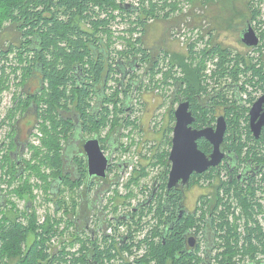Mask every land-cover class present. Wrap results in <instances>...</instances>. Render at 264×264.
<instances>
[{"label": "trees", "instance_id": "1", "mask_svg": "<svg viewBox=\"0 0 264 264\" xmlns=\"http://www.w3.org/2000/svg\"><path fill=\"white\" fill-rule=\"evenodd\" d=\"M199 1L205 4L207 0ZM138 2L139 6H136L138 8L135 9L134 7L127 8L126 4L121 3V0H0V36L2 33H6L7 29L11 30L9 33L16 35L6 50L0 45V70L3 72V75L0 76V91L3 92L11 87V77L8 72L5 73L7 66L2 64L4 59L8 61V53L16 51L19 62L26 61V53H31L33 57L28 59L29 66L24 70V75L31 78L38 73L41 80L40 88L36 93L29 94L26 102L22 98L18 102L21 104L23 111L28 110L32 103L37 104L38 108L41 107V104L47 105L42 112L41 119L43 120V131L48 132L50 136L42 138L41 147L31 145L32 151L34 150L35 165H31L33 162L30 159L29 161L25 160L27 162L25 168L28 170L35 169L36 174L39 173L41 178L46 180L48 178L47 175L41 173V165L50 164L53 167L56 166L55 169H58L56 171L58 174L54 177L55 181L63 180L64 183L68 182L81 186L84 180L76 178L74 179L76 181H73L65 173L66 154L64 151L65 147L62 146V140L68 139L73 135L79 136L85 132L92 136L94 131L101 133L102 128H108L110 130L109 133L111 132L112 134V131L124 124L120 113H125L127 110L126 98L130 95L132 87L131 82L125 88L122 87L126 80H123L125 77L124 72H128L125 66L121 65L122 62L132 59L134 55L140 52L143 60L154 59L151 58V55L147 53V49L144 47L142 33L145 32L146 23L150 20H169L183 3H189L191 6L196 4V0H138ZM254 7L252 5L249 10L250 13L244 14L245 16L242 18L243 24H246L247 21L252 23L256 18L262 19L260 16L261 11ZM119 17V23L128 22V28L133 27L130 30L134 31V33L137 31V35H132L131 39L123 38L125 40L123 50L117 48V41L120 37L115 36L113 30L114 23L118 21ZM213 44L215 47V42ZM189 49L194 51L190 46ZM213 49L212 52H214ZM216 50L223 52V45L221 48V43H217ZM244 57L241 56L239 58H243V61H245ZM166 59L167 53L159 61L154 59L150 74L158 73L156 70L159 69L156 67L161 61ZM222 60L221 65H225L220 68L225 70L228 61L233 59L229 58L226 53L225 55L222 53ZM179 62L181 64L178 66L182 65L184 69V77L180 81L176 80L178 95H182L183 99H189L194 104V113L196 115L204 114L206 119L208 115L214 114V111L199 104V98L203 96L202 91L205 89L208 92L209 89L208 86L203 85V68H194L189 63H186L184 59ZM256 66L257 64H254V66L246 65L244 69L236 62L230 69V75L238 79L241 70H256ZM10 69L11 73L14 72L16 75L19 67L12 65ZM216 74L218 76V71ZM118 75L121 76L118 77ZM259 76L262 79L260 87L264 89V61L262 58H260ZM25 77L19 82L21 85L27 83ZM17 78L18 75H16L15 79ZM114 79L116 80L115 85L110 83ZM181 83L182 85H180ZM180 87L182 89L179 91ZM121 94H124V96L122 97ZM93 99L95 100L94 102ZM196 103H198V106ZM216 103L220 105L219 101H216ZM100 107L102 112L97 115V110ZM69 110L73 111L72 114H74L71 118L66 117L68 113L66 114L65 112ZM170 114L174 120L173 108ZM205 119L204 122L207 121ZM88 124L91 125L90 128L87 126ZM125 124L129 125L130 122L126 120ZM167 129H169L167 133H171L172 128ZM105 138L107 137L105 136ZM169 138L168 144H171ZM244 139V143L241 141V137L235 140L236 146L234 148H241L240 150H242L245 145L250 148L256 147L251 143V141H256L255 139L248 138V141L246 138ZM117 145L118 142H116ZM200 147L206 149L204 143H201ZM258 148L260 149V163L262 162L264 166V137H260V146ZM44 150H46V154L43 156L42 151ZM168 155V151H160L159 154L157 153L154 156V158L157 157L154 164L163 163L168 165ZM10 159L13 162L15 160L11 156ZM79 159L82 170L86 172L84 161L81 158ZM142 170V172L136 171L132 175L131 181H138L139 177L148 174L146 167L142 168ZM167 173L168 169L164 172V177L166 176V178ZM221 173V171L216 170L206 174L207 178H216L215 185L216 182L218 183L216 192L219 191L221 186V189L226 188V185H223ZM20 175L23 176V173H20ZM263 183L264 170L263 180H259V182L254 180L247 188L255 190L257 184ZM31 185L32 183L26 181L24 182V187L17 189V192L22 196V192L26 190L29 192ZM61 187L62 185H58L56 197L59 196ZM236 187L239 190L238 184H236ZM239 191V199L249 209V206H251L250 201L243 196V191ZM215 201L223 203L219 193ZM158 202L157 214L163 217L166 213L163 211V205L161 204L162 198H159ZM226 203L224 202L223 204ZM31 205L32 202H28L26 213L29 216L26 215V224L20 217H4L5 220L0 225V240L3 243L0 247V264H2L5 257L8 260L5 264H66L67 253L65 250L61 249L60 254L53 255L50 252L51 247L46 243L48 237H52L55 234L52 231V224L48 222L39 225L37 214L33 211L32 208L34 207L33 205L31 207ZM247 208L246 211L249 216L257 213L258 209L247 210ZM147 210L142 209L132 216H143L149 212ZM204 217L206 218V215ZM213 221L214 223H212V219L208 220V222L206 221L208 228L221 229L226 241H229L227 239L229 238L227 231H230L232 235L235 229H239V226L236 223H231L229 217L225 215L218 216L215 213ZM140 223L139 221L137 225ZM191 228L201 229L200 223L198 224L193 216L184 218L181 223L175 225L176 230L166 235L165 239H161L159 243L150 241V249L147 253L143 257L136 258L132 264H195L192 261L194 254L184 251L186 241L183 235L184 232ZM223 229L225 232H223ZM219 231L217 230V232ZM82 232L84 231L77 234ZM30 234H34V237L33 241L28 242ZM103 236L106 237V234L103 233ZM245 240L251 242L252 237L248 236ZM251 245L252 251H254L256 248L252 243ZM260 246H262L260 250L264 252V232L261 229ZM85 247L86 252L80 261L75 259L74 264H104V259L111 258L113 255L110 249L102 250L95 243L93 250L90 247ZM129 249L132 252L131 248ZM67 264H73V262ZM120 264H122L121 261Z\"/></svg>", "mask_w": 264, "mask_h": 264}, {"label": "rangeland", "instance_id": "2", "mask_svg": "<svg viewBox=\"0 0 264 264\" xmlns=\"http://www.w3.org/2000/svg\"><path fill=\"white\" fill-rule=\"evenodd\" d=\"M198 1L199 0H196V2ZM209 5L210 9L206 11L207 13H202L205 19H203L204 21L201 23H203L205 27L200 25L205 31V37H201L202 40L198 41L199 50L190 51L189 49L190 45H193L194 49L197 47L196 43H189L194 29L183 25V30L179 32V34L184 38L175 36L174 40L171 39L172 31H170L169 35H171V37L169 40V47L172 55L167 57L166 60L161 61L158 68L159 70H156L158 73L148 75L147 79L140 84L137 92H133L132 95L135 99L133 100V102H135L134 106L137 108L135 114H138L139 109V112L144 117L143 121L135 120L134 123L137 124V126L133 124L125 126L124 123L112 131V135L114 136L113 139L119 137L122 141V150L120 149L116 155L113 154L115 155L114 160L119 161V159H121V161H130L128 164H131V167L125 174L120 172L117 165L113 167L114 171L110 176H113L114 173L121 174V180L120 182L114 180V184L106 186L108 193L106 194L107 200L104 202V209L106 211L104 229L106 223H110L108 229H116L114 231L117 233L118 231H122V229H136L137 222H134V220L123 221L117 224L115 221L111 222V217L115 216L117 218L120 215L132 213L133 205L144 195V188L152 186L156 180L162 181L161 175L167 169V165L163 163L155 165L154 162L157 160V157L154 158V156L163 150L169 152L168 137L170 134L167 133L169 130L167 128H170L171 125L175 127V122L173 123L170 113L171 109L175 108L178 104H173L172 92L176 80L181 79V70L178 67L181 63L179 61L184 59L190 66L194 68H203L210 72L218 71L220 67H224L225 64L221 65L223 62L222 53L224 55L226 53L229 58L234 60L230 66L234 65L236 62L244 67H246V65H258L260 63V48L248 49L241 41L240 30L245 26V24L242 23V18L245 16L244 14L247 15L250 13L249 10L252 5H254L256 9H264V0H212L211 2L207 0L204 7L208 8ZM164 23L165 22L161 21L152 24H149V22L146 23L147 25L145 26V32L142 33V37L144 41L146 40L148 45L154 43L156 39L161 38L163 31L166 30L167 34L169 24ZM209 23L216 27V31L211 34L212 37L208 34ZM128 27V22L115 23L114 25V35L120 37L117 41V48L120 50L124 49L125 40L123 38L131 39L132 35L137 33L136 30L135 33L130 30L133 27ZM257 27V30L260 32V26ZM9 31L11 30L7 29V31H5L6 33H2L0 36V45L4 47L5 50L16 37L15 34L9 33ZM214 42L215 47L213 44ZM217 43H221V48L223 45V52L216 50ZM212 49L214 52H212ZM241 56H245V61H243V58H239ZM25 57L26 61L19 62L17 52L13 51L8 53V61L4 59L2 62V64L7 66L5 73L8 72L11 77V87L3 92L0 91V225L5 220V216H9L10 218L20 217L24 224H26V215L29 216V214L26 213L27 204L28 202H32L34 207L32 209L37 214L39 225L48 222L52 224V231H54L55 234L52 237H48L46 243L51 247L50 252L53 255L60 254L61 249H63L67 253V263L73 262L74 264V261H80L83 254L86 252L84 249L85 246L89 248L93 243L97 242L99 243V247L104 249L115 248L112 257L104 259V264H120L119 257H126V251L119 249V241L107 237L102 238L101 233L107 231H102L95 236L90 232L87 234H77V225L74 223L73 217H76L80 212L79 204L81 198L77 192L80 185L66 182L62 185L59 196L56 197L51 193V184L54 181L55 175L57 176L58 174L56 172L58 169H55L56 166L53 167L50 164L40 163L42 164V170L40 169V171L48 176L47 180L41 178L39 173L36 174L35 169L28 170L25 168L23 176H19L20 171L27 166L25 160L29 161L30 159L33 162L31 165H35L34 150L32 151L31 145L41 147L42 138L50 136L48 132L43 131V120L37 119V116L34 115V110L28 109L23 111L21 104L18 102L20 98L26 102L28 99L27 96L32 94L31 92H36L39 87V83L31 82V78L33 77L28 78L24 75V70L29 66L28 59L33 57V54L26 53ZM12 65L19 67L16 73V75H18L17 79H15L16 75L14 72L11 73L10 68ZM130 73L128 72L126 74V78H128ZM2 75L3 72L0 70V76ZM23 77L27 80L25 85L19 83ZM136 78H138V76ZM110 83L115 85L116 80H111ZM225 83L226 81L222 79L218 84L215 83V81L213 84L209 81H206L204 84L206 87L210 85L212 89H217L222 86L225 87ZM214 86L216 87L214 88ZM31 87L32 90L30 91ZM263 91L264 89L261 90L260 87V95ZM226 93L231 95L233 91L224 88V94ZM121 96L123 97L124 94H121ZM94 101L93 99V102ZM120 114L124 117V120L127 119L126 115H128V111ZM130 118L132 119L131 116ZM101 134L109 137L111 132H108V128H104ZM18 135L22 141H29L24 150L23 147H19L18 150L16 149V138ZM75 140L76 138L72 141L74 142ZM62 142V146L65 147L68 143L67 138L63 139ZM116 142L117 141L114 142V145H116ZM11 151L17 153V156L14 158L12 157L15 159L14 162L10 159ZM45 154L46 150L42 151V155L44 156ZM67 157L68 156H65V159ZM20 159H23L21 166L17 163ZM144 167H146L148 174L139 177L138 181H131L132 175L136 171L142 172V168ZM207 177L208 176L204 178L201 177V180L197 178L194 181V188L188 191L189 208L191 210L194 209L197 203L200 205L203 214L206 215V219L204 215L200 218L199 222L201 229H209L206 221L208 222L209 220V211L210 208H212L217 190L213 184L215 183L214 178ZM26 181L32 183V185L29 192L26 190L21 193L22 196L25 195L22 197L20 193L17 192V189H22ZM47 184L49 187L46 186ZM229 189L231 190L233 199L236 200L235 204L231 202L232 206H230L220 203L221 206L217 208L216 215L230 216L232 220H237V222L242 225L243 229H248L249 226L247 223L255 219L256 222H259L257 225L259 227L260 214H251L249 216L246 211L248 206L245 207L243 202L239 199L235 186L229 187ZM220 196L223 201L227 199L224 192H221ZM250 203L251 206H249L247 210L255 209L256 207L253 202ZM234 209H237V219L232 218L231 212H236ZM101 215L102 214L98 210L95 212L91 228L88 229H99L104 217V215ZM83 217H85V215H83ZM88 217L91 219L90 214H88ZM111 226L114 227L111 228ZM33 237L34 234H30L27 241H33ZM260 258H264V255H260Z\"/></svg>", "mask_w": 264, "mask_h": 264}, {"label": "flooded vegetation", "instance_id": "3", "mask_svg": "<svg viewBox=\"0 0 264 264\" xmlns=\"http://www.w3.org/2000/svg\"><path fill=\"white\" fill-rule=\"evenodd\" d=\"M211 2V1H210ZM205 4L203 2L198 1L192 6L191 9H188L186 13L181 15L179 18H170L169 20H161V22H165L164 24L168 25V31L166 34V30L163 31L162 37L155 40L154 43L151 45H148L146 40L144 41V47L147 49V53L151 55V58L156 59V61H159L161 57L165 53H167V57L171 56V49L169 47V40L171 35L170 31H172V37L171 39L174 40L175 38V31H182L184 23H187L189 27H200L203 34L200 35L201 37H205L204 35V29L201 27H205V25L201 22H203L205 19L204 15L207 13L210 9V5L208 8L204 7ZM207 10H206V9ZM205 9V10H204ZM263 8H260L261 11V20H263L260 23V18H256L253 20L252 24L257 32V34L260 37V44L258 46L248 47V49H256L260 47V58L264 61V16H263ZM191 14V15H189ZM177 18V19H176ZM173 20V21H171ZM210 20V19H209ZM157 20H150L149 24L156 23ZM211 22V21H210ZM201 24V25H200ZM260 26V32L257 30ZM239 29V28H238ZM242 30V29H241ZM240 30V31H241ZM216 31V27L212 26L209 23V29L208 34L211 36L212 33ZM209 36V38H210ZM212 37V36H211ZM211 40V38H210ZM142 53L140 52L137 55H134L132 59L127 60L125 62H122V65L125 66L126 71L132 73L129 74L128 78H126L125 82L123 83L122 87L125 88L130 82L132 90L130 92V95L126 98L127 110L128 115H126L127 119H123L124 123L127 121L130 122L129 125H134L135 120L137 121H143V115L139 112L138 114H135L137 112V108L134 106L135 100L133 98V92H137L140 84H142L146 79L147 76L150 75V71L152 69L154 59L149 60H143L142 59ZM259 58V59H260ZM234 60L228 61V65L226 66V69L219 68L218 69V76L216 74L217 71H206L205 69H202L204 83L206 81L214 83H220L222 79L226 81L225 87L222 86L220 88L212 89V87L209 85L208 92L204 89L202 92L203 96L199 98V104L207 109L213 110L214 114L212 113L210 116L208 115V118H204V114L196 115L193 110V103L187 98L183 99L182 95H178V89H177V82L174 83V89L172 92V102L173 104L178 103L175 108H173L174 111V120L173 123L177 121L175 110L178 108L179 104L182 101L189 100L190 101V109L192 110L195 120L190 125L193 129H203V128H210L212 129V133L216 134L217 128H218V122L221 117L224 118L226 129L224 131L223 139L221 142L220 151L222 152V158L217 166H210L208 170L204 171L203 173L193 172L190 177L189 181L187 183H183L182 179L179 180L178 184L169 187V179H170V171L172 168V162L170 161V152L173 146V135H174V127L171 125L172 128L171 133H169V140L171 141V144H169V155H168V173L167 178L164 177V172L161 175L162 181H155L152 186H147L143 190V197L137 201L135 205L132 207V213L123 214L126 215V218L121 219L123 215H120L119 217L112 216L111 222L115 221L117 224L123 222V221H130L134 220V222H141L139 225L136 226V229H130L125 232L114 231L116 229H113L114 233H107V238L116 240L115 236H117L119 240V249H122L124 251H129L131 248L132 252L129 251L131 255H134V259L131 260L130 257H124L120 256L119 260L122 264H132L136 258L143 257L147 251L150 249V241H156L160 242L161 239H165L166 235H169L170 233L174 232L175 225L178 223H181L184 218L194 217L198 224L200 223V218L205 215L203 214L202 209L200 208V205L194 203L195 208L190 209L189 205V194L188 191L192 188L194 181L199 178L201 180V177H206L208 172L219 170L221 171V177H223V185H226V188L220 187L219 191L216 192L215 198L217 194L224 192L227 196V199H225L224 202H227L225 205L232 206V203L235 204V199H233V196L231 194V190L229 187L235 186L236 192H240L239 190L243 191V196H245L250 202H253V204L256 206L257 212L260 213V226L257 225L259 222H256L255 219H252L250 222L247 223L249 226L248 229H243L242 225L237 222V220L230 219L231 223H236L237 226H239V229H235V232L231 235L230 231H227V235L229 238V241H226V238L223 237L221 233V229H197V228H191L188 229L186 232H184V237L186 241V245L184 248V251H187L189 254H194V258L192 261L195 264H264V258H260V255L263 256L264 252L260 250V229L264 232V224L261 222H264V183L263 184H257L256 189H248L250 183H252L254 180L256 182H259V180H263V163H260V149L258 146H260V137H264V125L262 126L261 134H260V128H259V135H256V131L253 127H257L260 125V111L255 115V119L253 120L251 109L253 108L255 102L260 98V82L261 78L259 76L260 73V63L256 66V70L254 69H247V70H241V73H239L238 79L236 77H232L230 75V69L233 67V65L230 66L231 63H233ZM160 65V64H159ZM159 65L156 68H159ZM181 74V79L184 77V69L182 65L178 66ZM244 69L246 67L242 66ZM228 68V69H227ZM178 69V70H179ZM223 71V72H222ZM256 71V72H255ZM121 75H118V77ZM138 76V78H136ZM180 79V80H181ZM179 80V81H180ZM214 80V81H213ZM234 80V81H232ZM31 82L33 83H39L41 80L39 79V74L36 73L33 75V78H31ZM262 83V82H261ZM182 85V83L180 84ZM184 85V84H183ZM130 86V85H129ZM40 87L37 88V90ZM224 88H227L228 90H232L233 93L231 95H228L227 93L224 94ZM182 88H179V91ZM32 90V87L30 88V91ZM36 90V92H37ZM262 90V88H261ZM36 92H31L36 93ZM39 92V91H38ZM211 95V97H210ZM223 95V96H222ZM179 97V99H178ZM210 97V98H208ZM223 97V98H220ZM225 97V99H224ZM220 98V99H219ZM216 101L220 102V105L216 103ZM133 102V103H132ZM224 102V103H223ZM198 106V103H196ZM37 104L32 103L29 110H34V115L37 116L38 120H42L41 115L44 110V108L47 107L46 104H41L40 108L36 106ZM34 107V108H33ZM241 109V110H239ZM264 110V105H263ZM239 111V112H238ZM101 107L97 110V115L101 113ZM66 117H73L74 114L73 111L69 110L68 112H65ZM132 117V119L130 118ZM123 117V116H121ZM214 117V118H213ZM99 118V117H98ZM101 118V117H100ZM124 118V117H123ZM204 119L207 120L204 122ZM144 124V122H143ZM126 125L125 126H129ZM89 128L91 127L90 124L87 125ZM118 128V127H117ZM116 128V129H117ZM142 128V124H141ZM87 131H89L87 129ZM101 131H104V128H102ZM110 130L108 129V132ZM93 134V135H92ZM92 136H90L87 132L81 133L79 136L73 135L72 137L68 138V143L65 146V154L68 156L65 161L66 164L64 166L65 173H67V176L69 179H73V181H76L74 179L78 178L80 180H84L81 186L77 189V192L81 198L79 209L80 212L76 217H73L74 223L77 225V233L82 232L81 234H87L92 233L94 236L102 231H108L110 227V223H106L105 229H104V218L106 216L105 209H104V202L106 199V194L108 193L106 186H110L111 184H114V180H117L120 182L121 180V174L114 173L113 176H110L112 172L114 171L113 167L115 165L118 166V169L122 174H125L128 169H130V165L128 164L130 161L124 160L119 161L114 160L115 155L120 149L122 150V141L119 137H116V139H113V135H109V137L105 138V135L101 134L100 132L94 131L92 132ZM239 137L242 138V142L244 143L245 139H255L256 141H251L253 145L256 147H249L247 145L242 147V150L235 149V140H237ZM76 140L73 142L72 140ZM90 138H98L102 147V150L105 155L109 156V166L106 170V176H90L89 174V159L87 150L85 148V143ZM72 141V142H71ZM117 141L118 145H114V142ZM198 147L200 150H202L207 156H211L215 150V144L212 140L201 137L198 138ZM238 142V141H237ZM29 141L28 140H21L19 135L16 138V149L18 150L19 147H23V150L27 147ZM201 143H204L206 145V149H202L200 147ZM239 143V142H238ZM240 144V143H239ZM237 144L238 146H240ZM128 149V146H127ZM149 149V148H148ZM250 149V151H249ZM240 150V151H239ZM15 151V150H14ZM11 151L10 156L15 157L17 156L16 152ZM115 152V153H114ZM115 154V155H113ZM81 158L84 161V169L86 172L82 170V167L79 163ZM18 165H22V159L18 160ZM25 167L22 169L20 173H24ZM19 173V176H20ZM214 180L216 179L213 177ZM64 181L61 180V184L63 185ZM215 185V183H213ZM218 183L216 182V185ZM236 184H238V188L236 187ZM215 185V188L217 189V186ZM260 185V187H259ZM58 185L55 184V180L51 184V193L56 195L55 188L57 189ZM173 192V193H171ZM159 198H162V205H163V211H165L166 215L163 217H160L157 214V208L159 204ZM214 198V202L212 205V208H210L209 211V220L212 219V223H214L213 219L215 218L216 210L219 206H221L220 202H216ZM198 201V200H197ZM144 202V205L140 206V203ZM232 202V203H231ZM32 207V205H31ZM30 207V208H31ZM142 209H148L149 212L143 216L136 215V217H133V214H136L140 212ZM99 211L103 217V222L100 224L99 229H88L91 228V223L94 217V214L96 211ZM147 210V211H148ZM233 210V209H231ZM236 212H231L232 218L237 219L238 213L237 209ZM88 214L91 215V219L88 217ZM85 215V217H83ZM101 215V216H102ZM205 218V217H204ZM206 219V218H205ZM114 227V226H111ZM159 228V229H157ZM217 230H220L217 232ZM224 230V229H223ZM156 232L158 233L156 235ZM225 232V230L223 231ZM102 234V238L104 237ZM255 233V234H254ZM252 237V241L248 242L245 240L247 237ZM104 237V238H106ZM256 248L254 251H252V245ZM0 246H2V241L0 240ZM99 247V243H95ZM92 250L94 249V243L90 247ZM102 250L104 248L100 247ZM110 249L112 253H114L115 248H107ZM7 257L2 261V264H5L7 262Z\"/></svg>", "mask_w": 264, "mask_h": 264}, {"label": "water", "instance_id": "4", "mask_svg": "<svg viewBox=\"0 0 264 264\" xmlns=\"http://www.w3.org/2000/svg\"><path fill=\"white\" fill-rule=\"evenodd\" d=\"M126 7L138 8L131 4H127ZM240 36L241 41L248 47L258 46L260 44V37L250 21L246 22L244 28L241 30ZM127 73L128 72H124L125 77L123 80L126 79ZM263 105L264 94L260 96L251 109L253 120L255 119V115L260 111V125L253 127L257 136L259 135V128L261 134L262 126L264 125ZM175 115L177 121L174 127L173 146L169 156L170 161L172 162L168 184L170 188L177 185L181 179L183 183H187L190 175L194 171L203 173L208 170L210 166H217L219 164L222 158L220 147L226 129L223 117L219 119L216 134L212 133V129L210 128L193 129L190 125L195 120V116L190 109L189 100L182 101L179 104L178 108L175 110ZM201 137H206L212 140L215 144V150L210 157L198 147L197 140ZM85 148L89 159L90 176H106V170L109 166V156L104 154L99 139H88L85 143ZM55 184L60 185L61 181L57 180L55 181ZM54 191L57 194L58 188H55ZM144 204L145 203L142 202L140 203V206ZM126 217V215H123L121 219Z\"/></svg>", "mask_w": 264, "mask_h": 264}, {"label": "built area", "instance_id": "5", "mask_svg": "<svg viewBox=\"0 0 264 264\" xmlns=\"http://www.w3.org/2000/svg\"><path fill=\"white\" fill-rule=\"evenodd\" d=\"M121 3L126 4V5L127 4H131V5H134V6H139L138 0H121ZM191 8H192V6L189 3H183V5L176 12H174L170 18H175V17L181 16L184 13H186L188 9H191ZM119 21H120V17L118 18V21L116 23H119ZM184 25L187 26V27H189L187 25V23H184ZM190 28L191 29H194V32L191 35V41L189 43H196L197 44V47H195V49L193 48V45H190V47H192L194 50H199V48H198V41L199 40H202V38H200V35L203 34V32L201 31V28L200 27H196V28L190 27ZM179 32L180 31L176 30L175 33H174V35L175 36H178L180 38H184L183 36H180ZM177 39H179V38H177ZM258 214H260V213L257 212L255 215H258ZM261 223H264V222H261ZM125 231H128V230L127 229H122L121 232H125ZM107 233L111 234V233H114V231H113V229H109L107 231ZM117 235H118V233H117ZM101 236H102V234H101ZM115 238H116L117 241H119L118 238H117V236H115ZM125 254H126V257L131 256L130 257L131 260L134 259V255H131L129 253V251H126Z\"/></svg>", "mask_w": 264, "mask_h": 264}]
</instances>
